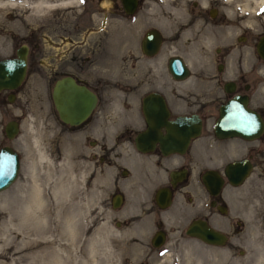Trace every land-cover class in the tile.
Here are the masks:
<instances>
[{
    "label": "flooded vegetation",
    "instance_id": "obj_1",
    "mask_svg": "<svg viewBox=\"0 0 264 264\" xmlns=\"http://www.w3.org/2000/svg\"><path fill=\"white\" fill-rule=\"evenodd\" d=\"M0 3V60H24L0 102L30 79L28 89L49 94L52 105L37 115L41 135L19 136V114L4 120L0 150L17 160L10 184L40 168L36 160L45 164L37 149L70 158L77 207L88 228L103 225V236L118 240L122 264L260 260L264 0ZM63 79L95 96L74 123L52 100ZM5 160L11 167L13 156Z\"/></svg>",
    "mask_w": 264,
    "mask_h": 264
},
{
    "label": "rangeland",
    "instance_id": "obj_2",
    "mask_svg": "<svg viewBox=\"0 0 264 264\" xmlns=\"http://www.w3.org/2000/svg\"><path fill=\"white\" fill-rule=\"evenodd\" d=\"M37 83L40 86L41 80ZM29 84L30 79L25 81L11 101L0 102V130L5 119L19 114L21 116L19 136L42 134L43 127L38 124L37 115H43L44 108L47 110L46 115H50L51 101L49 94L29 90ZM30 114L35 117L33 125L29 124L32 122ZM37 150L45 164L36 160L40 168L36 170L35 166H31L29 173L25 171L28 173L27 176L18 177L21 183L10 184L0 190V264H39L40 259L35 262L33 259H37L41 253L53 247L63 264H122L124 252L117 244L118 240L106 239L103 236L105 230L103 225L88 228L90 221L88 215L83 213L84 208L77 207V197L71 190L73 180L68 167L70 158L63 159V162L57 157L46 161L47 156L44 152L41 149ZM63 171L64 175L59 178ZM35 187L40 190L41 201L43 200L45 205L43 219L41 216H22L24 204L27 201L31 202L30 199L26 200L25 196ZM261 241L263 248L264 239ZM250 251L253 252V249ZM258 253L259 251L255 252L257 255ZM240 264H264V254L260 255V260L254 262L248 260L247 255L241 256Z\"/></svg>",
    "mask_w": 264,
    "mask_h": 264
},
{
    "label": "water",
    "instance_id": "obj_3",
    "mask_svg": "<svg viewBox=\"0 0 264 264\" xmlns=\"http://www.w3.org/2000/svg\"><path fill=\"white\" fill-rule=\"evenodd\" d=\"M18 64L19 67L16 66ZM16 66V67H14ZM24 60L16 61L10 59L0 60V88H10L15 86L22 78L24 73ZM51 96L59 116L70 123L80 121L85 117L95 102V96L84 86L76 85L72 80L63 79L56 81L53 85ZM153 101V100H152ZM150 101V102H152ZM147 114V112H145ZM197 126H193V130ZM256 127H259L257 123ZM16 130L15 123L11 120L5 124L7 135H12ZM180 132H176V135ZM13 156L14 160L11 167H4L3 162L7 156ZM5 168V170L3 169ZM17 160L13 153L8 149L0 150V190L11 183L15 177ZM190 231H195L190 229ZM200 231V230H197Z\"/></svg>",
    "mask_w": 264,
    "mask_h": 264
},
{
    "label": "bare ground",
    "instance_id": "obj_4",
    "mask_svg": "<svg viewBox=\"0 0 264 264\" xmlns=\"http://www.w3.org/2000/svg\"><path fill=\"white\" fill-rule=\"evenodd\" d=\"M24 1V0H23ZM9 2V1H8ZM43 2V1H42ZM4 3H6V2H4ZM12 3H13V1H12ZM39 3V2H38ZM1 4V3H0ZM15 4V3H14ZM18 4H19V2H18ZM40 4H41V0H40ZM3 5V4H2ZM20 5V4H19ZM4 6V5H3ZM2 6V7H3ZM9 6V5H8ZM35 6H37V5H35ZM40 6V5H39ZM39 6H37L38 8H39ZM44 8V7H43ZM16 66L17 67H19L18 66V64H16ZM16 66H14V67H16ZM223 123L225 124V126H226V124H230L231 123V118L230 117H225L224 118V120H223ZM41 154H42V156L44 155L42 152H40ZM44 157V156H43ZM47 160H49V158H47L46 159V161ZM5 162H3V164H4V167L5 168H7L8 167V165H7V163H6V160H4ZM5 168H3L4 170H5ZM36 174V173H35ZM35 188H37V187H35ZM32 189V190H30L28 193H27V195L25 196V199L26 200H28V199H30L31 200V202H29V203H25L24 204V206H23V208H22V216L24 215V216H30L31 217V215L32 216H35V217H39V216H41V219H43V215H44V211H45V205L43 204V200L41 201V193H40V190L37 188V189ZM42 190V189H41ZM44 199V198H43ZM21 208V207H20ZM17 214V213H16ZM23 216V217H24ZM11 217V216H10ZM14 217V216H13ZM45 217V216H44ZM33 218V217H32ZM31 218V219H32ZM20 219V218H19ZM18 219V220H19ZM31 219H29V220H31ZM34 219H36V218H34ZM17 220V221H18ZM28 220V219H27ZM8 221V220H7ZM25 221H26V219H25ZM33 221V220H32ZM37 223V222H36ZM27 225V224H26ZM22 226V225H21ZM64 227V226H63ZM33 229H34V227H33ZM73 229V228H72ZM27 230V229H26ZM36 230V229H35ZM41 230V229H40ZM33 231V230H32ZM28 232V231H27ZM70 232V231H69ZM46 234V233H45ZM22 243V242H21ZM42 246V245H41ZM33 249V248H32ZM48 249V248H47ZM37 251V250H36ZM43 252V251H42ZM34 255V254H33ZM39 256V255H38ZM40 259V263L39 264H63L62 262H61V258L59 257V254H58V252L56 251V250H54V247H53V249H50L49 251H44L43 253H41L40 254V256L36 259H33V262H35V261H37V260H39ZM66 262V261H65Z\"/></svg>",
    "mask_w": 264,
    "mask_h": 264
}]
</instances>
